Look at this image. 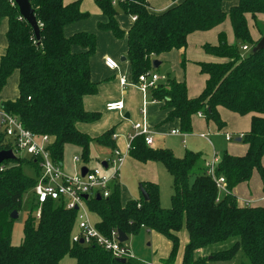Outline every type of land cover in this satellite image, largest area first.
<instances>
[{
    "label": "trees",
    "instance_id": "trees-1",
    "mask_svg": "<svg viewBox=\"0 0 264 264\" xmlns=\"http://www.w3.org/2000/svg\"><path fill=\"white\" fill-rule=\"evenodd\" d=\"M172 1V7L158 13L147 0H124L117 4L112 0H95L106 16L98 28L112 32L116 38L127 39L126 57L136 82L139 75L154 71L157 56L184 49L191 33L211 29L229 16L236 44L229 45L225 34H221L219 44L204 46L207 53L226 57L228 61L200 63L201 71L207 75L200 96L190 97L186 83L171 76L149 90L152 98L163 102L167 109L165 121L178 119L180 130L185 133L191 132L192 116L199 112L220 127L224 122L219 107L241 115L252 114L250 130L243 133L240 141L247 150L242 155L222 153L215 176L224 177L227 191L219 196L221 190L203 165L202 153L189 151L177 157L171 149L153 148L143 136H138L130 155L166 166L174 179L172 206L163 208L158 187L143 181L140 188L148 193V200L141 197L122 204L116 184L108 197L89 199V210L98 216L96 227L105 235L114 228L128 236L142 229L167 235L173 243L169 263L175 260L178 232L185 222L188 242L181 264L229 262L240 251L251 264H264V205L242 204L234 192L238 185L250 181L255 170L264 190V47L254 50L264 34V26L257 25V16H264V0H239L228 11L223 9L228 0ZM30 2L39 23V38L16 4L0 0V21L3 18L8 21L7 47L0 56V92L10 76L18 74L16 98L0 105L26 129L38 135L48 134L53 159L61 166L67 144L79 146L81 160L87 161L91 137L79 130L77 124L100 118L99 112L87 111L83 104L85 95L98 91L90 66L97 36L87 31L67 35L64 29L88 18L89 13L81 9L80 1ZM119 11L136 16L127 31L118 24ZM248 15L261 33L257 41L251 37ZM242 45H248L250 50L244 52ZM185 62L182 54L181 65L185 66ZM112 135L110 129L97 140L112 145ZM2 138L0 134V149L8 147L2 144ZM27 168L33 175L27 174ZM40 174L38 159L17 156L0 164V264H59L65 255L74 258L76 264H148L134 256L121 262L99 244L73 241L78 211L53 199L42 204L40 218L33 214V208L36 212L39 206L34 199L22 242L12 244L11 213L21 210L24 195L33 191ZM231 237L234 242L228 248L210 247ZM203 249L212 252L202 255L199 251Z\"/></svg>",
    "mask_w": 264,
    "mask_h": 264
},
{
    "label": "rangeland",
    "instance_id": "rangeland-1",
    "mask_svg": "<svg viewBox=\"0 0 264 264\" xmlns=\"http://www.w3.org/2000/svg\"><path fill=\"white\" fill-rule=\"evenodd\" d=\"M118 24L124 30L128 29L131 24L130 16L122 11H119ZM257 25L258 27L264 26V16L262 14L257 16ZM258 27L254 24L253 20L250 21L249 29L251 37L254 41H257L260 38L261 33L259 32ZM95 33L97 35V49L95 53L90 57V62L91 65L94 66L95 72L97 71L101 77V79L98 81L100 82L99 84L106 80L115 79V81H117V76L121 75L122 70L127 72L130 81H133L132 70L130 72V70L128 69L127 61L121 62V58L126 55L127 49L125 37L116 38L110 31L102 32V30H98V32ZM221 34H225L226 40L229 45L236 44V39L229 16H227L226 19L222 23H220V25H217L203 32L202 30L195 31L189 35L187 41L185 66L181 65L180 54L177 53L174 56L173 52L171 54V58H166L163 65L160 68L154 70H157L161 75L169 74L171 75V77L176 78L177 80L184 81L187 85L188 94L190 97L195 98L200 96L203 89L205 88L206 83V78L201 71L200 63L211 61L201 60L198 58V56L202 53L206 54L204 48L206 44H209L211 46L219 44V37ZM189 53H193L192 56L194 58H191L189 56ZM107 54L112 55V57L120 63L119 71L108 73L105 72L103 62L100 60V57L103 56L104 60V57ZM216 61L217 63H221L227 62L228 59L226 57H219ZM17 82L18 78L15 77V74L11 75L0 92L1 102L13 99L16 96ZM116 88L117 85L113 87V89ZM122 91L124 92L123 94L125 96L129 94L127 100L129 102H132V107L134 108V110H137L139 112L140 109L141 111L140 93H135L133 96H131V94L133 93L130 91V89H125V91L124 89H122ZM193 91L197 93L194 96L192 95ZM151 98L152 97L149 95V101L151 100ZM219 114L224 122L221 127L216 121L207 119L204 113L201 117H199L200 115L198 113L194 114L192 116V134L186 138V149L183 147L182 142L176 137H167L165 139L166 147L170 148L174 155L177 157H183L186 151L202 152L208 158H213L215 156L217 159L224 151L235 155L244 154L247 150L244 143L239 142L236 139L240 136V134L246 133L250 130L252 114L249 113L241 115L224 107H219ZM124 120L125 119L123 118L122 121ZM142 120L143 119L140 118V120H135L132 123L143 122ZM117 127L118 126L113 125L109 128L113 129V134H116ZM109 128L108 130H110ZM127 132L135 134L132 126ZM201 134H205V136H201ZM226 134L232 135L233 139L230 141L225 140ZM88 135L91 137V141L89 144V159L87 161H74V156H79L80 158H82V149L75 144L66 145L64 150V157L62 160V168L67 175H74L75 173L79 172L84 166L87 168L102 169V161L110 159L112 157L113 151L116 148H114V144H104L97 140L98 136H93L90 133ZM202 137H206L207 139ZM121 138L122 136L118 137L116 144L119 145L121 151H124L125 145L120 144V142L122 141ZM214 151L217 154H215ZM18 155L22 157L26 156L23 152L19 153ZM131 161L132 160L128 155L124 161V164L120 171V175L117 179L120 182L121 198L124 200H130L134 198L135 191L138 194L139 184H141L143 181H149L153 182L159 189L160 205L165 209L170 208L172 206L171 196L174 189V179L171 173L168 172V170L161 162H156L157 164H155V166L152 168L147 164H133ZM115 167H117V165H115L111 161L109 167L103 170L105 173L111 174L114 172ZM26 172L29 175H33V171L28 168L26 169ZM234 192L238 200L242 204L246 203L252 205H264V190L262 188L260 176L257 170L253 172V175L248 183L238 185L234 189ZM224 194L225 192L220 191L219 196H223ZM34 199L35 196L33 191L25 194L23 197L22 208L18 212V217L14 219L12 225V244L18 245L22 242L24 236V224L30 214ZM33 209V214H36L35 208ZM89 216L93 223L98 221V216L94 213H91L90 210ZM78 230V226H76L75 233L78 232ZM178 236L179 247L175 260L171 263H169V260L171 258V255L173 254V243L167 235L161 232L142 229L137 234L130 235L124 242V244L128 247L132 256L148 264H180L179 258L182 253V249L188 242V231L185 222L183 223L181 230L178 232ZM233 242L234 238L231 237L225 242H221L210 247H212V249H225L230 247ZM211 252V249H203L200 254L206 255ZM59 264H76V261L69 255H65L61 258ZM211 264H251V262L245 256V254L240 251L229 262H216Z\"/></svg>",
    "mask_w": 264,
    "mask_h": 264
},
{
    "label": "built area",
    "instance_id": "built-area-1",
    "mask_svg": "<svg viewBox=\"0 0 264 264\" xmlns=\"http://www.w3.org/2000/svg\"><path fill=\"white\" fill-rule=\"evenodd\" d=\"M9 1L15 4L14 0ZM119 1L124 0H112V3L117 4ZM132 19L135 20L136 16H132ZM241 48L245 52L250 50L248 45H242ZM105 63L111 69L119 67L118 62L112 57H106ZM166 79V75L150 71L139 75L136 84L143 93H146L150 88L157 86L159 82L165 81ZM120 82L122 85L127 84L124 75L120 76ZM124 107L122 100L111 101L106 105L107 110L113 111H123ZM145 112V109H142L143 116ZM202 114V112H199V115ZM133 129L135 134H128V142L125 150L121 151L120 148H115L112 157L107 161V167H109L111 161L117 165L113 173H105L103 170L105 167L102 165V169L87 168L84 175L81 168L79 172L70 176L63 171L61 164L53 159L50 151L51 137L48 134L38 135L26 129L17 117L5 111L0 105V134L3 135L2 144L8 146L3 149H13V152L17 156H20L18 154L23 152L26 155L25 157L39 160L41 174L33 189L36 203L39 205L35 214L36 217L40 218L41 206L48 199L60 202L67 209H77V226L79 230L73 234V241L84 239V243L99 244L105 250L111 252L116 258H127L132 255L124 242L120 241L117 229L114 228L109 235H105L96 227V224L90 219L87 201L98 195L104 198L111 194L114 186L118 183L117 179L124 161L130 155V150L134 147L136 137L143 136L147 145L150 146L153 144L151 130L145 121L133 123ZM171 132L179 133L180 131L173 129ZM242 135L240 134V137ZM201 136H205V134H201ZM112 138L115 140L117 135L114 133ZM225 138L226 140H232L233 136L226 134ZM80 160L81 158L79 156H74V161ZM218 161L214 157L209 162L207 170L210 175L216 178L217 187L221 191L226 192L227 187L224 177L215 176Z\"/></svg>",
    "mask_w": 264,
    "mask_h": 264
},
{
    "label": "crops",
    "instance_id": "crops-1",
    "mask_svg": "<svg viewBox=\"0 0 264 264\" xmlns=\"http://www.w3.org/2000/svg\"><path fill=\"white\" fill-rule=\"evenodd\" d=\"M75 1H80L81 9L85 12H88L89 17L84 19V20L77 21L75 23L67 25L64 29L65 34L71 35L75 32H80V31H87V32H93V33L98 32V30L101 31L99 28H97V24L101 21H105L106 16L102 13V11L96 5L95 0H65V3H71V2H75ZM147 1L149 2L152 9L158 13L163 12V11L167 10L168 8H170L174 5L172 0H147ZM238 2H239V0H228V1L223 3V9L225 11H228L233 5H236ZM129 16L131 18V24H130V27H131V25L133 23V19H132L131 15H129ZM118 17H119V14L117 15V20H118ZM252 20L253 19L250 17V15H248L249 23ZM231 25H232V23H231ZM7 29H8L7 18H3L0 21V56L2 54H4L6 47H7V38H6ZM128 29H125V30L127 31ZM102 32H103V30H102ZM126 45H127V39H126ZM186 49H187V46L184 49H181V50L173 49L167 53H163V54L157 56L156 60L160 61V65L158 68H160L163 65V63L165 62L164 60H166V58L169 59L172 57L171 54L173 52H174V56L177 53L180 54V61H181L182 54H185V57H186ZM126 53H127V49H126ZM192 55H193V53H189V56L191 58L193 57ZM106 57H112V55L107 54L104 57V60H103V56L100 57V60L103 62L105 72L108 73V72L119 71L120 63L118 62V64H119L118 68L111 69L105 63ZM125 57H126V55H125ZM198 58L201 60H204V61L217 62L216 60H218L219 57L206 52V54H204V53L200 54L198 56ZM126 61L128 64V69L131 72V70H132L131 64H130L129 60L127 59V57L125 58L124 61L121 60V62H126ZM90 66H91V77H92V80L97 83L98 91L96 94H93V95H85L84 99H83V104H84V107L87 111L99 112L100 118L96 121H93V122H80V123H78L77 127L79 130H81L82 132L87 133V134L90 133L93 136H100L102 133L106 132L110 126L116 125V126H118L116 129L117 130V132H116L117 138L114 140V145L116 148L117 147L119 148V145H117L116 142L118 140V137L122 136V138H121L122 141L120 142V144L125 145V147H126V144L128 142V134L130 133L127 131L129 130V128L131 126L133 129V123H132L133 121H135V120L138 121V120H140V118H142L143 119L142 121H145L151 130V135L153 138V144L150 145L151 147H153V148H163V147L167 148L166 144H165V139L167 137H176L182 142L183 147L186 149V138L192 134V130H191V132H187V133L182 132L180 130L178 119L165 121V118L167 115V109H165L163 107V102H161V101L154 100L153 98H151V100L149 101V95L151 96L150 90L147 91L146 93H143L141 91V89L138 88V86L135 84L136 82L133 80V76H132L133 81H130L127 72H125L123 70H122L121 75H124L126 77V80H127L126 85L121 84V82H120V76L121 75L117 76L118 77L117 81H115V79H112V80H106V81L102 82L101 84H99L100 82H98V81L101 79V77L97 71L95 72L94 66L91 65V62H90ZM154 71L159 73L157 70H154ZM14 74H15V77L18 78L17 72ZM164 75H167V77L171 76L169 74H164ZM114 77H116V76H114ZM205 78L207 79V75H205ZM115 85H117V88L113 89V87ZM122 89H124V91H125V89H130V91L133 93V94H131V96H133L135 93H140L141 111H140V109H139V112L137 110H134V108L132 107V102L131 101L129 102L127 100V97L129 94L125 96L123 94L124 92L122 91ZM196 94L197 93L193 91L192 95L194 96ZM16 96H17V91H16ZM16 96L13 99H15ZM118 100L124 101V103H125L124 109L125 110H123V111L107 110V108H106L107 103H109L111 101H118ZM0 103H1V100H0ZM142 109H145V111H146L144 116L142 114ZM127 114H128V117H125ZM201 116L202 115H200L199 117H201ZM123 118L126 121L125 120L122 121ZM173 129H177L180 132L179 133H172L171 130H173ZM202 138L207 139L206 137H202ZM225 140H226V138H225ZM228 141H230V140H228ZM245 147H246V145H245ZM186 152H188V151H186ZM200 153H202V152H200ZM214 153L217 154L215 151H214ZM221 155H222V153L220 154V156L217 160L220 159ZM129 157L131 158V160H132L131 162L133 164L134 163L135 164H147V165L151 166L152 168L155 166V164H157L156 162H158V161H152V160H148L146 162H143V161H140V160L134 158L131 155H129ZM213 158H210V157L208 158L207 156L204 155V153H202V160H203L202 163L206 167V169L208 168L209 162ZM104 161H106V163H107L108 159H106ZM62 166H63V163H62ZM107 168L108 167L106 166L105 169H107ZM165 168H166V166H165ZM117 184H118L119 189H120V182L118 181ZM140 185L141 184H139L138 194L135 191V194H134L135 196L132 199L138 200L141 197H143L141 190H140L141 189ZM120 197H121V195H120ZM132 199H130V200H132ZM127 201H129V200H124L121 198L122 204H125ZM95 224H96V222H95ZM201 251L202 250H200L199 252H201ZM182 254H183V249H182V253H181L180 258H179L180 264L182 262Z\"/></svg>",
    "mask_w": 264,
    "mask_h": 264
},
{
    "label": "water",
    "instance_id": "water-1",
    "mask_svg": "<svg viewBox=\"0 0 264 264\" xmlns=\"http://www.w3.org/2000/svg\"><path fill=\"white\" fill-rule=\"evenodd\" d=\"M14 2L19 9L20 15L32 26L35 35L37 36V38H39V23H38L37 18L35 16L34 9L31 5L30 0H14ZM262 47H264V35L261 37V39L259 40L257 45L254 47V50H256L258 48H262ZM125 58L126 57L124 56V57H122L121 60L124 61ZM159 65H160V61L155 59L153 61V68L157 69L159 67ZM125 117H128V114ZM236 140L240 142L241 137L239 136ZM15 158H17V155H15V153L13 152V149H0V164L6 160L15 159ZM102 165H104L106 167L107 166L106 161H102ZM86 171H87V167H85V166L82 167L83 175L86 173ZM140 190H141L143 198L145 200H148V198H149L148 193L143 188H141ZM85 198H87V196H85ZM97 199H101V196L98 195ZM11 217L13 219L17 218L18 217V211L14 210L11 213ZM118 232H119L120 241L125 242L129 236L125 232H123L122 230H118ZM80 242L84 243V239H81ZM117 260H119L121 262H125L126 258H117Z\"/></svg>",
    "mask_w": 264,
    "mask_h": 264
}]
</instances>
